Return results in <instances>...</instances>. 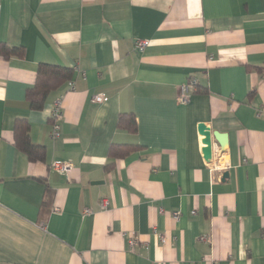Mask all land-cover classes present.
<instances>
[{
  "label": "crops",
  "instance_id": "0c3cea01",
  "mask_svg": "<svg viewBox=\"0 0 264 264\" xmlns=\"http://www.w3.org/2000/svg\"><path fill=\"white\" fill-rule=\"evenodd\" d=\"M0 3V46L24 52L0 55V264H264V0ZM41 64L73 76L35 111ZM17 119L44 161L15 146ZM200 123L228 136L211 161ZM118 145L136 149L114 157Z\"/></svg>",
  "mask_w": 264,
  "mask_h": 264
},
{
  "label": "trees",
  "instance_id": "16d2710c",
  "mask_svg": "<svg viewBox=\"0 0 264 264\" xmlns=\"http://www.w3.org/2000/svg\"><path fill=\"white\" fill-rule=\"evenodd\" d=\"M23 49L19 47L0 46V55L5 58L10 56H22ZM73 70L66 67L41 64L37 71L34 86L27 92V100L32 110H42L50 92L71 80ZM119 127L130 132H136V118L133 114H122L119 118ZM14 144L19 151L24 153L31 162L44 161L46 148L35 144L30 137V125L25 119H17L14 129ZM136 147L133 145H118L111 148V155L118 157L127 156ZM53 191L46 190L45 198L41 206V216L44 218L53 205Z\"/></svg>",
  "mask_w": 264,
  "mask_h": 264
},
{
  "label": "built area",
  "instance_id": "2783aa9c",
  "mask_svg": "<svg viewBox=\"0 0 264 264\" xmlns=\"http://www.w3.org/2000/svg\"><path fill=\"white\" fill-rule=\"evenodd\" d=\"M1 3H0V14H1ZM149 41L138 39L135 42V49L139 52H142L148 47ZM192 84H186L180 87V93L178 97V101L180 102H188L191 97L190 88H192ZM93 101L95 103H104L106 101V96L103 94L95 95L93 97ZM52 118L54 120L53 128H52V134L51 137L53 139H57L60 136V126L57 123L63 118V112H62V104L61 101H57L54 107V111L52 112ZM52 168L57 171L67 172L71 169V165L68 163H62V162H54L52 165ZM101 206L103 208L108 206V201L106 199H103L101 202ZM55 211H58L59 209H54ZM85 213H90V210H86ZM195 214V212H193ZM179 213H174V218L178 219ZM162 241H165L164 237H161ZM136 244V239L132 238L130 240V246L133 247Z\"/></svg>",
  "mask_w": 264,
  "mask_h": 264
},
{
  "label": "water",
  "instance_id": "95a60500",
  "mask_svg": "<svg viewBox=\"0 0 264 264\" xmlns=\"http://www.w3.org/2000/svg\"><path fill=\"white\" fill-rule=\"evenodd\" d=\"M198 132L203 137V158L205 161H211L213 159V139L216 140L223 148L227 144L228 136L226 134H221L219 132L212 131L206 123H200L198 125ZM227 176L228 174L225 173L224 177Z\"/></svg>",
  "mask_w": 264,
  "mask_h": 264
}]
</instances>
